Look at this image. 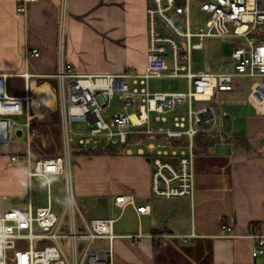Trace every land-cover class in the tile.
<instances>
[{"label": "crops", "instance_id": "0c3cea01", "mask_svg": "<svg viewBox=\"0 0 264 264\" xmlns=\"http://www.w3.org/2000/svg\"><path fill=\"white\" fill-rule=\"evenodd\" d=\"M18 3L0 0V74L10 76L12 94L22 91L12 83H23L25 72L31 74V86L28 112L15 116L10 142L0 145V214L28 209L29 198L33 207L40 205L34 180L42 176L29 178L25 160L28 151L32 161L61 155L59 81L53 76L59 62L61 31L63 60L77 73L144 72L147 65V0H36L27 5L26 12L19 10ZM231 38H235L233 43L238 40ZM33 49L39 54H32ZM219 63L222 67L223 62ZM221 67L196 70L232 72ZM178 78L186 80L185 88L152 89L150 84V89L187 90L188 80ZM239 78L246 76L236 75L235 85L217 90L212 100L225 114V132L219 135L212 130L208 134L220 139L196 147L191 197L153 196L151 166L142 148L136 155L128 146L117 154H85L86 150L72 147L70 160L73 157L77 196L106 198L99 200L102 203L113 197L93 216L115 219L116 236L94 242L97 248L113 249L110 264H264L253 237L264 234V113L247 100L248 91ZM247 78L252 79L251 88L256 78ZM26 122L36 131L29 146ZM47 137L57 147L48 149ZM15 154L21 155L17 162L11 160ZM96 157L106 161L111 182L90 181L85 164ZM45 179L47 204L53 208L50 177ZM63 182L65 187L64 176ZM121 195L133 196L134 204H115L114 198ZM146 205V212L137 210ZM64 208L57 212L63 213ZM119 209L114 216L113 210ZM192 232L196 235L191 236ZM137 234L142 236L134 239Z\"/></svg>", "mask_w": 264, "mask_h": 264}, {"label": "built area", "instance_id": "2783aa9c", "mask_svg": "<svg viewBox=\"0 0 264 264\" xmlns=\"http://www.w3.org/2000/svg\"><path fill=\"white\" fill-rule=\"evenodd\" d=\"M36 0H19L26 12ZM147 65L144 72L80 74L63 60V32L56 72L59 81L64 155L25 160L30 179L50 175L65 177L67 201L63 213L51 204L11 209L0 214V264H110L113 249L97 248L94 242L112 240L113 218H86L75 203L72 186L71 148L105 151L112 144L128 146L133 136H150L147 156L151 166L150 186L155 197H191L195 179V140L199 133L225 132V114L212 103L217 90L231 87L236 75L254 77L247 100L264 113V39L254 35L264 28V0H147ZM208 37H236L231 53L234 71L193 70L192 51L205 46ZM197 38V40H194ZM31 53L38 55L36 49ZM24 89L12 94L10 76L0 74V145L10 142L15 116L28 112L29 80L22 74ZM183 77V91H152L150 80ZM118 106L109 120L103 112ZM179 107L186 113L167 114ZM154 113V117H152ZM86 123L76 130L72 123ZM170 122L171 125H165ZM30 139L36 134L25 124ZM185 140V142H181ZM169 147V148H168ZM21 155L11 156L19 161ZM115 204H134L133 196H116ZM149 206H138L146 212ZM79 214L80 221L77 220ZM194 232L191 236H195ZM142 234L133 235L138 239ZM255 250L264 256V234H254ZM51 241L37 248V242Z\"/></svg>", "mask_w": 264, "mask_h": 264}, {"label": "rangeland", "instance_id": "374dc122", "mask_svg": "<svg viewBox=\"0 0 264 264\" xmlns=\"http://www.w3.org/2000/svg\"><path fill=\"white\" fill-rule=\"evenodd\" d=\"M254 35H257L258 37L264 39V28L258 29ZM235 38L231 37H208L204 41V48L203 49H194L192 51V60H193V70L196 71V69L199 68H210L217 70V67H221V64L219 61L223 62L221 69H229L234 71L233 67V61L231 57V50L233 49L234 43L233 40ZM194 40H197V38H194ZM224 65V66H223ZM196 67V68H195ZM240 79V78H239ZM252 79L249 78H241L240 82L245 89V91L250 90V84H251ZM235 79L232 82V85H235ZM16 84L18 88L24 89V83H20L19 81L12 83L13 88L16 86L13 85ZM150 84H152V89H168V88H185L186 87V80L178 77L174 78H164V77H157V78H152L150 80ZM30 86L31 83L29 81V93H30ZM118 109V106H112L105 110L103 112L105 119L109 120L111 113L116 112ZM186 108L179 107L177 108L174 112L168 113L167 115L172 118L173 114L175 113H186ZM154 113H152V117H154ZM21 120V118H19ZM23 119V117H22ZM72 126L76 130L84 129L88 127V124L86 123H78L74 122L72 123ZM143 139H139L137 137H132L130 139V143L128 144V147L131 148V150L137 155L138 149L142 148L143 150H148V144L150 142H158V140H154V138H150V136H145L142 137ZM48 144L47 146L48 149L54 148L56 143L47 137ZM50 140V141H49ZM53 144V145H52ZM57 147V145H56ZM74 147V145H72ZM113 148H120L118 144H112ZM169 148V147H168ZM61 155H64L63 152V147L61 148ZM73 155V148L71 149V154L70 156ZM144 158L147 160V156L143 155ZM35 160H33V163ZM71 172H72V186H73V191L75 194V203L77 207L80 209L82 214L86 218H91L95 216L97 213L98 208L101 207H106L107 205L110 204L112 200V196H108V202H100L99 201V196L94 197V198H84L81 199L80 197L77 196L76 188H75V167H74V160L73 157H71ZM149 163V162H148ZM151 168V167H150ZM85 169L88 172H90V176L92 179L90 181H96L99 182L100 179L105 180L106 182H111L113 180L112 177H109V171H108V166L105 160L100 159V157H96L92 160H89L88 163L85 164ZM150 175H151V169H150ZM50 177V183H51V189H50V196L52 199V204L53 208L56 211H59V209H62L66 205L67 201V195L64 187V182H63V176L59 175H51ZM89 178V176H88ZM36 187H35V192L37 193V198H38V204L40 205H46L47 204V197H48V189H47V181L43 177H37L35 180ZM114 211V216H117L120 212L119 210H113ZM125 211V210H124ZM122 215H126L123 213ZM51 241H45V242H37L36 247L40 248L44 244H50Z\"/></svg>", "mask_w": 264, "mask_h": 264}, {"label": "trees", "instance_id": "16d2710c", "mask_svg": "<svg viewBox=\"0 0 264 264\" xmlns=\"http://www.w3.org/2000/svg\"><path fill=\"white\" fill-rule=\"evenodd\" d=\"M136 137H145V136H136ZM219 139H220L219 136H212V135L206 134V133H199L197 135V137H196L195 145H196L197 148L199 146L205 147V146H209V145L215 143ZM181 142H185V140H182ZM125 148H126V146L123 145L120 148L109 147L105 151H90V150H86V151H83V153H85V154H100V153L117 154V153L125 151Z\"/></svg>", "mask_w": 264, "mask_h": 264}, {"label": "water", "instance_id": "95a60500", "mask_svg": "<svg viewBox=\"0 0 264 264\" xmlns=\"http://www.w3.org/2000/svg\"><path fill=\"white\" fill-rule=\"evenodd\" d=\"M105 199L106 198H103V197L99 198L100 201H105Z\"/></svg>", "mask_w": 264, "mask_h": 264}]
</instances>
